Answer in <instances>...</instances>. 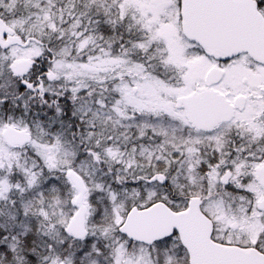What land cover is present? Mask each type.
<instances>
[{"label":"snow or ice","instance_id":"snow-or-ice-1","mask_svg":"<svg viewBox=\"0 0 264 264\" xmlns=\"http://www.w3.org/2000/svg\"><path fill=\"white\" fill-rule=\"evenodd\" d=\"M0 264H264V0H0Z\"/></svg>","mask_w":264,"mask_h":264}]
</instances>
